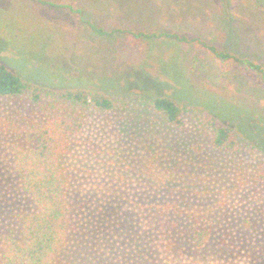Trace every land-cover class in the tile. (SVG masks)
<instances>
[{"label": "rangeland", "instance_id": "rangeland-1", "mask_svg": "<svg viewBox=\"0 0 264 264\" xmlns=\"http://www.w3.org/2000/svg\"><path fill=\"white\" fill-rule=\"evenodd\" d=\"M201 43L264 71V0H0L1 64L25 82L103 92L118 106L89 110L71 139L64 264H264V78L223 70ZM150 97L187 103L181 126ZM40 113L0 99V246L27 208L5 131ZM207 115L235 130L234 151L214 146ZM198 230L209 232L201 248Z\"/></svg>", "mask_w": 264, "mask_h": 264}, {"label": "trees", "instance_id": "trees-1", "mask_svg": "<svg viewBox=\"0 0 264 264\" xmlns=\"http://www.w3.org/2000/svg\"><path fill=\"white\" fill-rule=\"evenodd\" d=\"M93 29L101 33L97 28ZM133 36L144 40L165 36L187 42L185 37L177 35L150 36L139 32ZM200 46L223 70L241 66L264 78L259 64L219 51L215 46L203 43ZM0 99H23L30 107H38L42 116L26 115L5 131L12 172L27 208L12 215L16 229L8 230L1 237L0 264H64L62 253L72 228L70 216L75 208L68 201L65 168L71 139L83 130L89 110L106 113L118 106L103 92L25 82L1 63ZM146 103L168 124L177 127L182 124V114L190 111L187 103L171 97H150ZM207 121L214 146L234 151L237 145L235 130L209 115ZM258 150L264 154V148ZM261 179L264 181V174ZM208 238V231L198 230L194 232L192 242L201 248Z\"/></svg>", "mask_w": 264, "mask_h": 264}]
</instances>
